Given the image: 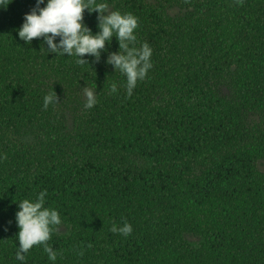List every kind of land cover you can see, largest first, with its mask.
Listing matches in <instances>:
<instances>
[{"label":"trees","instance_id":"1","mask_svg":"<svg viewBox=\"0 0 264 264\" xmlns=\"http://www.w3.org/2000/svg\"><path fill=\"white\" fill-rule=\"evenodd\" d=\"M107 2L153 50L131 97L115 37L77 65L19 39L35 0L0 9V264H22L17 203L44 190L55 264H264V0ZM23 264L52 262L41 245Z\"/></svg>","mask_w":264,"mask_h":264},{"label":"clouds","instance_id":"2","mask_svg":"<svg viewBox=\"0 0 264 264\" xmlns=\"http://www.w3.org/2000/svg\"><path fill=\"white\" fill-rule=\"evenodd\" d=\"M13 2L14 0H0V9L7 10L8 5ZM85 11L97 14V32L93 33L84 23ZM138 27V17L131 12L110 11L107 0H35L34 7L24 14L17 34L20 40L29 45L34 38L42 37L43 43L47 45L46 50L43 48L47 55H67L75 58L77 65H89V61L85 59L86 54L99 61L101 51L115 37L119 50L111 53L106 62L113 66L115 72L119 71L126 78L124 87L127 96L131 97L137 83L143 81L153 67V50L147 42L138 41ZM82 89L86 98L83 107L92 109L97 103V92L88 86ZM118 90L116 83L110 85V94H116ZM56 104L58 97L55 91L44 95V110ZM46 196L47 190H44L35 199L25 198L17 203L19 210L15 219L19 229L16 237L19 247L15 258L22 264L29 250L33 246L41 245L52 264L57 260V252L47 242L55 227L61 224V216L55 208L45 206ZM110 230L124 237L133 232L132 225L128 222H124L122 226L113 223Z\"/></svg>","mask_w":264,"mask_h":264}]
</instances>
